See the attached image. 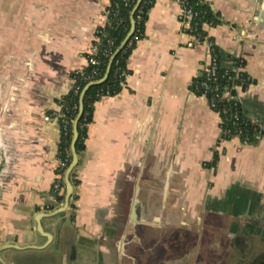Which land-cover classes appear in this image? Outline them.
Masks as SVG:
<instances>
[{
  "label": "crops",
  "instance_id": "crops-1",
  "mask_svg": "<svg viewBox=\"0 0 264 264\" xmlns=\"http://www.w3.org/2000/svg\"><path fill=\"white\" fill-rule=\"evenodd\" d=\"M205 1L222 65L240 59L253 80L235 97L262 134L219 139L218 112L189 88L208 49L186 47L176 0H154L125 85L94 104L75 198L53 214L61 132L44 116L86 65L110 0H0V264H237L264 250V0ZM127 186L144 220L116 259L109 223Z\"/></svg>",
  "mask_w": 264,
  "mask_h": 264
},
{
  "label": "trees",
  "instance_id": "trees-1",
  "mask_svg": "<svg viewBox=\"0 0 264 264\" xmlns=\"http://www.w3.org/2000/svg\"><path fill=\"white\" fill-rule=\"evenodd\" d=\"M138 0H110L109 6L106 10L109 11L108 21L105 25L99 27L96 31V35L100 37L101 41L98 44L99 49H110L112 55H114L110 70L107 78L100 84L91 85L88 87L83 96V111L79 118L77 129H78V139L76 141L75 147L77 153H80L85 148V138L87 136V127L92 120V114L94 110V104L102 96H113L120 92L122 86L120 81L122 80L121 73L127 72L130 70L127 68L126 60L129 57L131 51L133 50L136 42L142 37L144 31V23L147 19L148 11L150 10L154 0H140L137 8L133 14L135 20V30L131 37L122 45V42L129 31L130 28V13L137 3ZM182 2L183 6L186 9H190L195 13V15L190 19V27L187 29L189 34H197L200 37H203L206 33V30L203 29L204 23L209 24V26H215L220 22V17L217 13H214L211 10L210 5L205 0H179ZM116 13L115 16H113ZM140 17L138 19L137 17ZM212 40V39H211ZM99 51V54L101 53ZM212 54L216 58V74L214 78H207L205 73L202 71L201 74L192 79L189 88L194 93L198 95L203 94L202 82L206 81L208 83L209 89L206 93V98H214V105L211 107L213 110L217 111L219 116L222 117V110H227V116L230 117V112H237L238 118L233 124L231 121L227 123V127L230 130L240 129L241 136L240 138L247 137L248 143L252 142L256 136L261 135V129L254 123L251 122V119L246 115L243 107L237 100L235 85L240 86L241 90H246L247 87L253 82V80L244 72L243 70L235 73L233 68L241 67L244 65V62L240 59H234L231 66L226 67L221 63V56L219 48L213 43L212 45ZM86 56V54H85ZM110 58L103 56L99 64L95 67L100 74H104L108 65ZM94 66L85 65L83 67V74L71 73L72 78H75V85L73 87H79L78 93H74L73 88L63 95L59 100L60 103H63V110L65 108L70 110V116H76L79 109V93L84 87L83 75L90 73ZM227 92L228 96L223 97V93ZM231 96V97H229ZM75 107V108H73ZM226 128V123H219V137L223 139L233 138L231 133L224 134L223 131ZM69 135L60 137V149L62 150L64 144H68ZM71 182L74 186L77 185L78 181L75 178V173L71 174ZM75 198V195H72ZM60 199V197H58ZM53 205L49 204V207L52 208Z\"/></svg>",
  "mask_w": 264,
  "mask_h": 264
},
{
  "label": "built area",
  "instance_id": "built-area-1",
  "mask_svg": "<svg viewBox=\"0 0 264 264\" xmlns=\"http://www.w3.org/2000/svg\"><path fill=\"white\" fill-rule=\"evenodd\" d=\"M125 1V0H124ZM181 7V12H180V23L182 25V27H184L187 31V29H189L190 27V19L195 15V13H193V11H191L190 9H186L182 2H180L179 0H176ZM106 17H107V21H108V15H109V11L106 10L105 11ZM115 16L116 13H113ZM138 19H140V17H137ZM207 27H209V24L204 23L203 25V29H206ZM190 40H188L186 42V47H193L195 45H201L204 44L207 49H208V54H209V62L207 64V66L203 69V72L205 73L206 77L209 78H214L215 74H216V58L215 56L212 54V45H213V41L208 37L207 34H205L203 37H200L197 34H189ZM101 41L100 37H98L96 35L94 41L91 43V45L89 46V48L86 51V65H92L94 66L93 69L90 71V73L83 75V81H84V87L90 83L96 82L98 80H100L104 74H100V71L97 70V68L95 67L97 64H99L100 58H101V54L103 56L106 57H111L112 56V52L110 51V49L104 48V49H99L98 44ZM101 50V53L99 54V51ZM83 68H79L77 70H75V73H81L83 74ZM233 71L235 73H238L239 71H241L240 67L237 68H233ZM128 76L127 72H123L121 73V77L122 80L120 81V85L123 87L125 85V81L126 78ZM215 79V78H214ZM73 80V84H72V88L74 90V93H78L79 91V87H73L75 85V78H72ZM83 87V88H84ZM202 87H203V94L206 97V93L207 90L209 89L208 87V83L206 81L202 82ZM71 88V89H72ZM82 88V89H83ZM240 88V86L235 85V89ZM81 89V91H82ZM81 91L79 93V95L81 94ZM228 96V93L225 92L223 93V97ZM104 97V96H102ZM231 97V96H229ZM214 98L215 96H212L211 98H207L208 103L210 105V107H213L214 105ZM75 108V107H73ZM227 110L224 109L222 110V117L220 116V122L226 123V128L224 129L223 133L224 134H228L231 133V131H233L232 137H237L238 139L241 140L242 143L247 144L248 143V138L244 137V138H240L241 134V130L240 129H234V130H230L227 127V123L229 121H231L233 124L236 122L237 118H238V114L237 112H230V117L227 116ZM74 116H70V110L65 108L63 110V103H60L58 101V107L56 110L48 113L47 115L44 116V120L45 121H57L60 127V132H61V136H67L69 135V142L68 144H64V147L62 148L61 151L58 152L57 158H56V169H55V178L51 184V188H50V195L54 198L55 204L54 207H52L50 210L55 209L57 207H59L60 205H62L63 203V199H64V194H65V183H64V176H65V172L67 170V168L69 167L70 163H71V159H72V153L70 150V142H71V138H72V122L74 120ZM252 122V121H251ZM253 123V122H252ZM258 136V135H257ZM256 136V137H257ZM220 140H222L219 137ZM71 179V176H70ZM58 197H60V199H58Z\"/></svg>",
  "mask_w": 264,
  "mask_h": 264
},
{
  "label": "water",
  "instance_id": "water-1",
  "mask_svg": "<svg viewBox=\"0 0 264 264\" xmlns=\"http://www.w3.org/2000/svg\"><path fill=\"white\" fill-rule=\"evenodd\" d=\"M140 0L137 1V3L135 4V6L133 7L131 13H130V28L128 33L126 34L122 45L125 44V42L131 37V35L133 34L134 30H135V20L133 18V14L137 8V5L139 3ZM115 54H113L110 57V60L108 62L106 71L103 75V77L93 83H90L88 85H86L80 94L79 97V109L78 112L72 122V138H71V142H70V150L72 153V159H71V163L69 165V167L67 168L66 172H65V176H64V183H65V194H64V199H63V203L62 206L59 207L58 209H56L55 211H53V214H58L63 212L65 209H68L69 204H70V200L71 197L73 195V184L71 182L70 176L74 170V168L78 165V154L76 151V141L78 139V129H77V125H78V121L79 118L82 114L83 111V96L84 93L86 92V90L88 89L89 86L91 85H96V84H100L102 83L108 76L109 70H110V65L112 62V59L114 57ZM122 192L119 196V200H118V207H117V211L116 213L113 215V217L111 218V221L109 223V228L110 231L114 230V232L111 234V239L110 242L113 244V254L115 256V258H118V253L121 251L123 252V242L122 239L124 237V232L126 230V227L128 225V223L130 221L136 222V221H140V220H144L143 217L140 215V210H142L143 208V203L139 197V186L136 187V194L134 196V194L132 193V186H127V187H122ZM143 214V212H141ZM52 214V215H53ZM49 214H44V213H40L37 217H36V221L39 222L40 219L44 218V217H48ZM142 218H141V217ZM48 239H49V235L46 234L45 235Z\"/></svg>",
  "mask_w": 264,
  "mask_h": 264
},
{
  "label": "flooded vegetation",
  "instance_id": "flooded-vegetation-1",
  "mask_svg": "<svg viewBox=\"0 0 264 264\" xmlns=\"http://www.w3.org/2000/svg\"><path fill=\"white\" fill-rule=\"evenodd\" d=\"M237 264H264V250H252L243 254V258Z\"/></svg>",
  "mask_w": 264,
  "mask_h": 264
}]
</instances>
